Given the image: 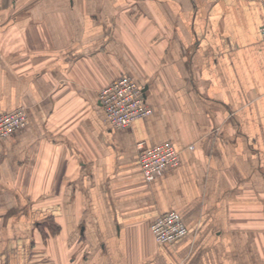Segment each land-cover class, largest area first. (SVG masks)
Here are the masks:
<instances>
[{"label": "crops", "instance_id": "obj_1", "mask_svg": "<svg viewBox=\"0 0 264 264\" xmlns=\"http://www.w3.org/2000/svg\"><path fill=\"white\" fill-rule=\"evenodd\" d=\"M264 0H0V264H264ZM121 74L153 112L103 109ZM180 164L147 181L138 143ZM180 213L187 233L151 223Z\"/></svg>", "mask_w": 264, "mask_h": 264}, {"label": "built area", "instance_id": "obj_2", "mask_svg": "<svg viewBox=\"0 0 264 264\" xmlns=\"http://www.w3.org/2000/svg\"><path fill=\"white\" fill-rule=\"evenodd\" d=\"M260 35L264 45V25L260 28ZM99 97L114 127H129L135 120L153 112V107L146 100L144 85L128 74H121L102 87ZM27 124L28 114L25 107L0 113V137L8 138ZM138 147L141 168L147 181L180 164V152L171 141L147 147L140 142ZM151 229L158 242H173L187 233L182 216L175 210L158 215L151 223Z\"/></svg>", "mask_w": 264, "mask_h": 264}]
</instances>
